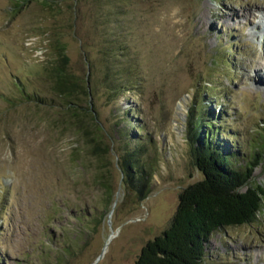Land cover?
Returning <instances> with one entry per match:
<instances>
[{
  "label": "rangeland",
  "instance_id": "374dc122",
  "mask_svg": "<svg viewBox=\"0 0 264 264\" xmlns=\"http://www.w3.org/2000/svg\"><path fill=\"white\" fill-rule=\"evenodd\" d=\"M73 2L48 13L36 1L18 10L0 0V264H136L169 227L182 190L203 178L192 114L215 121L217 140L242 152L239 166L264 144V10L254 21L240 14L264 0H78L71 27ZM52 23L90 87L81 102L93 110L76 121L46 76ZM113 62L132 76L114 93L105 81ZM126 132L155 141L151 190L139 201L121 185L115 152L103 166L93 150L100 138L120 149ZM261 156L249 186L264 189ZM206 251L204 264H264V194L255 222L216 230Z\"/></svg>",
  "mask_w": 264,
  "mask_h": 264
},
{
  "label": "trees",
  "instance_id": "16d2710c",
  "mask_svg": "<svg viewBox=\"0 0 264 264\" xmlns=\"http://www.w3.org/2000/svg\"><path fill=\"white\" fill-rule=\"evenodd\" d=\"M30 1L41 3L48 13H53L59 6L58 0H12V7L20 10ZM78 4V0H74L73 19L69 18L71 27L78 16ZM49 31L48 47L53 52L54 61L45 70L51 90L66 108L68 117L73 120L78 116L84 117L93 110L90 106L84 107L81 102L82 98L90 96V87L69 68L68 48L55 23L50 25ZM114 63L107 65L105 70V81L113 93L132 83L129 65L124 64L116 71ZM117 76L122 78L118 80ZM189 120L188 140L193 162L203 173V178L182 190L169 227L142 247L136 264H204L206 243L213 232L255 222L263 207V187L249 186V183L262 160L264 144L256 147L255 154L246 159L244 166H239L237 159L242 152L233 150L234 143L228 149L224 146L225 141L217 140L219 128H215V121L205 120L203 115L197 119L193 114ZM84 133L87 138L88 132ZM125 137L126 143L120 149L116 144L106 147L104 139L100 138L92 142L93 150L103 166L107 163L106 154L111 150L115 152L117 167L122 173L121 185L128 195L139 201L146 198L151 190L157 163V156L152 152L155 141L135 132H126ZM106 175L105 186L112 197V182L110 175Z\"/></svg>",
  "mask_w": 264,
  "mask_h": 264
},
{
  "label": "bare ground",
  "instance_id": "6f19581e",
  "mask_svg": "<svg viewBox=\"0 0 264 264\" xmlns=\"http://www.w3.org/2000/svg\"><path fill=\"white\" fill-rule=\"evenodd\" d=\"M250 7H253L254 9L252 10V12L251 13H248L246 10H243V12H241L240 14L241 15H246V17L250 14V15H252L253 17H252V19L250 20V21H254L253 19H255V18H257L258 17V14H257V12H256V8H259L260 10H264V4H255L254 6H250ZM262 12V11H261ZM246 13H248V14H246ZM231 14H233V15H235V14H237V12L235 11H233V12H231ZM239 14V15H240ZM261 13H259V15H260ZM222 15V14H221ZM261 16V15H260ZM263 16V15H262ZM230 17H232V15H228L227 16V18L228 19H230ZM239 17V16H238ZM242 17V16H241ZM249 17V16H248ZM202 18V20L200 21L201 23H204L205 21H206V18H205V16H202L201 17ZM263 18V17H262ZM260 22V21H259ZM242 23V22H241ZM258 24H262L261 22L260 23H258ZM259 27V26H258ZM262 67V66H261ZM262 74V70H260V72L258 73V75H259V80H260V82L262 83V82H264V76L263 75H261Z\"/></svg>",
  "mask_w": 264,
  "mask_h": 264
}]
</instances>
